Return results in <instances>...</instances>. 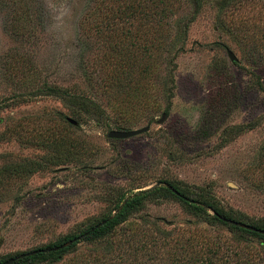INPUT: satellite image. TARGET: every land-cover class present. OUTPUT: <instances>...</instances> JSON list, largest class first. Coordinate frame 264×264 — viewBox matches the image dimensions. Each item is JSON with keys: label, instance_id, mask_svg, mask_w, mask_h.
Instances as JSON below:
<instances>
[{"label": "rangeland", "instance_id": "rangeland-1", "mask_svg": "<svg viewBox=\"0 0 264 264\" xmlns=\"http://www.w3.org/2000/svg\"><path fill=\"white\" fill-rule=\"evenodd\" d=\"M160 182L264 225V0H0V260L79 234L122 193ZM199 223L160 190L124 227Z\"/></svg>", "mask_w": 264, "mask_h": 264}, {"label": "trees", "instance_id": "trees-1", "mask_svg": "<svg viewBox=\"0 0 264 264\" xmlns=\"http://www.w3.org/2000/svg\"><path fill=\"white\" fill-rule=\"evenodd\" d=\"M149 64V60H146L143 68L146 69ZM42 91L47 94L59 95L64 99H68L69 95L67 92L53 86H44ZM89 101L83 99L85 104L89 103ZM163 183L170 184L179 194L173 192L165 185H161V182L159 185L146 189L130 190L122 193L118 203L115 205L113 214L98 220L79 234L65 237L44 248L51 249L73 240L71 244L55 250L24 256L11 264H35L42 257L57 261L66 251L74 249L81 240L92 242L105 240V243L100 249L78 257L73 264L253 263L250 254L251 249L249 250L250 247H253V244H251L249 237L252 236L264 242V234L226 222L223 218L244 222L263 230L264 225L243 221L239 217L230 215L215 202L190 197L176 184ZM160 190L188 206L195 215L201 217L205 225L202 223L188 224L186 225L187 227L178 229L156 227L153 230L124 227L131 215L139 210L144 200ZM101 221H105L104 224L96 227ZM118 230H123V234L117 239L114 235L118 233ZM82 234L85 235L81 239H75ZM14 256L7 257L0 260V262Z\"/></svg>", "mask_w": 264, "mask_h": 264}, {"label": "water", "instance_id": "water-1", "mask_svg": "<svg viewBox=\"0 0 264 264\" xmlns=\"http://www.w3.org/2000/svg\"><path fill=\"white\" fill-rule=\"evenodd\" d=\"M227 54H228V57L229 59L234 62L237 60V58L235 57V55L233 54L232 51L230 50H227ZM164 119V114H162L161 118L159 119V122H161L162 120ZM69 122H71L72 124H75L76 122L71 119V118H68ZM149 129V126L146 125V126H143L141 128H137V129H128V130H123V129H113V130H110L108 133H107V137L108 138H114V139H126V138H130V137H133L135 135H138V134H141V133H144L146 132L147 130ZM163 185H165L166 187H168L169 189H171L173 192H177L175 189L172 188V186L168 183H163ZM178 193V192H177ZM179 194V193H178ZM183 197V195H181ZM223 220H225L226 222H230L232 224H235V225H238L242 228H245V229H248V230H252V231H255V232H258V233H262L264 234V230L261 229V228H257L255 226H252L250 224H247V223H244V222H238V221H234V220H231L229 218H223ZM105 221H101L99 224L96 225V227H99L100 225L104 224ZM86 234V233H85ZM85 234H82L80 236H78L77 238L75 239H81ZM73 240H70L64 244H62L61 246H58V247H53V248H39V249H35V250H30V251H27V252H23V253H20L12 258H9L8 260L6 261H3V262H0V264H11L13 261L19 259V258H22L24 256H29V255H33V254H37L39 252H47L49 250H55V249H58V248H62V247H65L66 245H69L72 243Z\"/></svg>", "mask_w": 264, "mask_h": 264}]
</instances>
